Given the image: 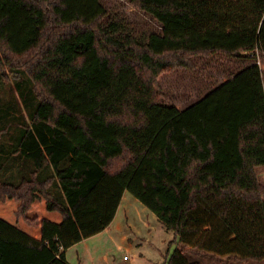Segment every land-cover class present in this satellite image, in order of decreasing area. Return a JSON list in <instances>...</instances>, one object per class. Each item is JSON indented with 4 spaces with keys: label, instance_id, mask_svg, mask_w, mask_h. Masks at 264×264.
<instances>
[{
    "label": "trees",
    "instance_id": "16d2710c",
    "mask_svg": "<svg viewBox=\"0 0 264 264\" xmlns=\"http://www.w3.org/2000/svg\"><path fill=\"white\" fill-rule=\"evenodd\" d=\"M129 1L162 31L116 38L102 0H0V69L39 100L19 144L31 175L0 179V264H70L126 191L175 233L165 264H198L186 246L264 260V69L182 109L158 92L197 55L264 57V0Z\"/></svg>",
    "mask_w": 264,
    "mask_h": 264
},
{
    "label": "rangeland",
    "instance_id": "374dc122",
    "mask_svg": "<svg viewBox=\"0 0 264 264\" xmlns=\"http://www.w3.org/2000/svg\"><path fill=\"white\" fill-rule=\"evenodd\" d=\"M102 1L108 10L103 23L105 26L114 25L117 30L116 38L123 39L131 34L145 42L151 33L162 31L160 22L151 14L135 7L129 0ZM243 54V57L238 58L225 54L197 55L192 58L195 67L176 68L163 73L158 85L160 102L174 104L182 109L198 101L226 81L231 73L238 72L258 60L247 55V52ZM259 57L264 69V57ZM2 71L0 69V179L18 183L24 176H30L33 170L32 163L18 154L21 138L32 122L39 100L31 92L32 83L25 75L21 80H16ZM5 71L8 72V69ZM259 174L264 181V168L259 169ZM126 196L143 207L144 204L131 192L126 191ZM131 209L133 211L129 213L130 219L136 210L134 206ZM120 220L121 232L126 235L124 246L128 243L129 250L117 247L116 242L110 240L109 231H105L80 246L71 248L68 252L70 260H82L83 264H165L178 247L173 230L166 228L161 222L164 228L159 229L157 234L151 233V243H147L148 229L137 233V230L128 226L130 220L127 221L126 216H120ZM114 234L116 238L119 237L115 232ZM128 237L133 239L131 244ZM125 255L129 258L125 259ZM185 255L190 262L198 264H264V260L243 261L229 255L208 253L207 256H200L191 246L185 247Z\"/></svg>",
    "mask_w": 264,
    "mask_h": 264
},
{
    "label": "crops",
    "instance_id": "0c3cea01",
    "mask_svg": "<svg viewBox=\"0 0 264 264\" xmlns=\"http://www.w3.org/2000/svg\"><path fill=\"white\" fill-rule=\"evenodd\" d=\"M126 197L127 196H126V192H125L114 220L106 229H104L103 231H101L98 234H95L91 237L83 239L82 241L74 244L73 246H71L70 248H68L66 250L67 260L70 264H83L82 260H80L79 262H75V261L70 260L68 252H69V250H71V248H75L76 246H80L86 240H89L90 238L96 237L97 235H100V234L104 233L105 231H109V238H110V240H112V242H116L117 247L125 248L126 250H129L130 248H128V245H127L128 243L124 246V238H126V235L124 234V232H121L120 216H126L127 221L130 220L129 221L130 223L128 226L133 228V230H137V233L144 232L143 230L148 229L149 236L146 238L147 243H151V240H152V236L150 235L151 233L157 234L158 233L157 231H159V229L164 228L161 225L157 215L155 213H153L152 211H149L148 207H146L145 205H143V207L142 206L140 207V205H137L138 204L137 201H134L131 198H126ZM133 206L135 207L136 210H135L133 218L130 219L129 213H130V211H133L131 209V207H133ZM114 232L119 236L118 238H116ZM119 232H121V233H119ZM133 233L136 234V231H134ZM128 238H130V237H128ZM130 240L131 241L129 243L131 244L133 239L130 238Z\"/></svg>",
    "mask_w": 264,
    "mask_h": 264
},
{
    "label": "built area",
    "instance_id": "2783aa9c",
    "mask_svg": "<svg viewBox=\"0 0 264 264\" xmlns=\"http://www.w3.org/2000/svg\"><path fill=\"white\" fill-rule=\"evenodd\" d=\"M259 56H260V55L258 54L257 57H256V58H258V60H256V61H257V63L261 66L262 63H261V60L259 59V58H260ZM128 258H129V256H128V255H125V259H128Z\"/></svg>",
    "mask_w": 264,
    "mask_h": 264
}]
</instances>
